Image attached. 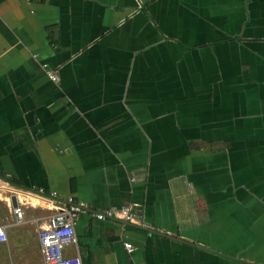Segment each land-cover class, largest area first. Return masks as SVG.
I'll return each mask as SVG.
<instances>
[{
    "label": "crops",
    "instance_id": "1",
    "mask_svg": "<svg viewBox=\"0 0 264 264\" xmlns=\"http://www.w3.org/2000/svg\"><path fill=\"white\" fill-rule=\"evenodd\" d=\"M67 197L142 215L82 264H264V0H0V264Z\"/></svg>",
    "mask_w": 264,
    "mask_h": 264
},
{
    "label": "built area",
    "instance_id": "2",
    "mask_svg": "<svg viewBox=\"0 0 264 264\" xmlns=\"http://www.w3.org/2000/svg\"><path fill=\"white\" fill-rule=\"evenodd\" d=\"M44 70L51 81H57V75L54 70L47 67H44ZM53 207L54 211L46 217V226L38 229L37 232L39 249L44 264H82L78 254L75 256H64L62 254L64 243L70 242L74 245L77 243L73 224L80 213L89 212L98 220L115 219L125 223L142 224L141 213L130 204H123L120 207L91 209L87 203L67 197L61 203L53 202ZM13 214L16 220L20 221L22 218L21 206H14ZM6 237V225L0 224V243L4 242ZM123 246L128 253H131L134 249L129 242H124ZM131 264L138 263L131 262Z\"/></svg>",
    "mask_w": 264,
    "mask_h": 264
},
{
    "label": "water",
    "instance_id": "3",
    "mask_svg": "<svg viewBox=\"0 0 264 264\" xmlns=\"http://www.w3.org/2000/svg\"><path fill=\"white\" fill-rule=\"evenodd\" d=\"M12 204H13V206L16 205V202L14 201V199H12Z\"/></svg>",
    "mask_w": 264,
    "mask_h": 264
}]
</instances>
